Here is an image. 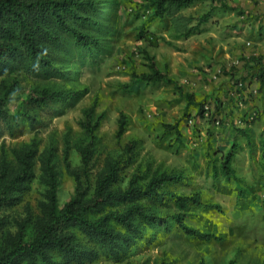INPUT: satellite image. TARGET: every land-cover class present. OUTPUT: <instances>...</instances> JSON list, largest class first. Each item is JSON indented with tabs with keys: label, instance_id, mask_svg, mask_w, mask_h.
Instances as JSON below:
<instances>
[{
	"label": "trees",
	"instance_id": "1",
	"mask_svg": "<svg viewBox=\"0 0 264 264\" xmlns=\"http://www.w3.org/2000/svg\"><path fill=\"white\" fill-rule=\"evenodd\" d=\"M202 1L146 0L145 7L150 12L141 23L139 37L143 38L154 22L166 18L173 28L174 40L202 34V26L210 21L212 10L198 18L184 13ZM119 10L117 0H0V139L4 132L12 137L22 133V126L40 129L45 125L46 110L60 103L75 105L89 93V88L79 86L77 79L65 71L74 65L75 59H80L82 65L94 66L113 53L111 32L117 25ZM145 57L148 71L138 73L133 68L130 82L123 88L140 83L174 85L186 102L182 118L190 117L193 110L194 117L208 119L204 101L185 92L169 76L167 64L160 69L153 56L145 53ZM248 64L255 71L259 90L264 92V55L251 56L245 65ZM22 75L46 82L34 84L24 101L25 108L11 113L7 104L21 92ZM98 105L97 97L82 110L84 119L80 127L87 143L76 148L80 170L71 166L69 136L65 140L64 165L75 181L76 192L61 207L58 146L50 143L41 152V141L36 138L11 148H6L5 142L0 144V264H92L103 259L121 263L140 241L154 238L158 227L172 224L194 240L219 239L188 225L186 220L196 217V210L223 214L222 205L206 200L185 170L164 167L149 154H143L141 138H130L122 145L128 131V117L123 112L115 134L120 152L107 156L104 169L91 183V164L100 140L96 133L105 119L104 113L95 118ZM163 129L165 138L173 135V141L184 146L181 120L163 124ZM236 133L249 140L246 129L236 128ZM212 139L213 133L209 132L205 152L207 175L234 183L237 201L247 199L250 191L246 180L233 166L243 148L237 136L226 151L215 150ZM37 161L41 164L40 183L44 187L38 211H30L22 221L11 219L3 210L24 201L36 178ZM129 169L131 173L127 172ZM182 187L190 191H180ZM228 264L236 262L231 260Z\"/></svg>",
	"mask_w": 264,
	"mask_h": 264
},
{
	"label": "rangeland",
	"instance_id": "2",
	"mask_svg": "<svg viewBox=\"0 0 264 264\" xmlns=\"http://www.w3.org/2000/svg\"><path fill=\"white\" fill-rule=\"evenodd\" d=\"M117 1L120 10L117 25L111 32L113 53L94 66L82 65L80 59H75L74 65L65 71L77 79L79 86L89 88V93L75 105L60 103L46 110L45 125L40 129L22 126L24 131L14 137L4 132L0 144L5 142L6 148H11L36 138L41 141V152L50 143L58 146L57 167L61 180L58 204L61 207L76 192L75 181L64 165L65 140L69 136L71 166L80 170L82 165L76 148L87 143L80 127L84 119L82 110L98 97L95 118L104 113L105 119L96 133L100 140L91 164L92 184L104 169L107 156L120 152L115 134L123 112L128 117V131L121 144L133 137L141 138L143 154H149L164 167L185 170L203 191L204 198L221 204L224 213L196 210V217L186 220L190 226L217 235L218 240H194L174 224L160 226L154 238L134 246L127 260L113 263L103 259L92 264H126L127 261L197 264L201 260L206 264H228L231 260L236 264H264V92L259 90L253 76L255 71L249 69V64L245 65L251 56L264 55V0L198 2L184 13L198 18L212 10V17L202 26V34L182 40L172 39L173 28L167 18L154 22L140 38L141 23L150 12L145 7L146 0ZM145 53L155 58L160 69L167 64L169 76L185 92L204 101L208 119L194 117L193 110L190 117L182 118L186 102L174 85L140 83L123 88L130 82L133 68L138 73L148 71ZM22 76L21 92L7 104L11 113L25 108L24 101L34 84L46 82ZM178 120L184 134L183 147L173 141V135L164 137L163 124ZM236 128L246 129L249 140L237 135ZM209 132L213 133V148L221 151H226L237 136L243 148L233 166L246 180L250 191L247 199L237 201L234 183L207 175L205 152ZM34 170L36 178L24 201L3 210L11 219L16 217L22 221L30 211H38L44 191L39 161ZM127 172L131 173L132 169ZM189 189L182 187L180 191L188 193Z\"/></svg>",
	"mask_w": 264,
	"mask_h": 264
}]
</instances>
